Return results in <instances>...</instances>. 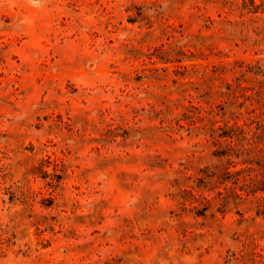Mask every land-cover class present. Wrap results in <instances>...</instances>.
<instances>
[{
  "label": "rangeland",
  "instance_id": "374dc122",
  "mask_svg": "<svg viewBox=\"0 0 264 264\" xmlns=\"http://www.w3.org/2000/svg\"><path fill=\"white\" fill-rule=\"evenodd\" d=\"M0 264H264V0H0Z\"/></svg>",
  "mask_w": 264,
  "mask_h": 264
}]
</instances>
